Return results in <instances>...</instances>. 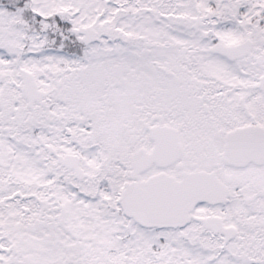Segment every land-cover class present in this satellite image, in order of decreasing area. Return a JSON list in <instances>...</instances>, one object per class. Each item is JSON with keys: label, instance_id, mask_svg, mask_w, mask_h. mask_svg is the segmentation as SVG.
Listing matches in <instances>:
<instances>
[{"label": "snow or ice", "instance_id": "6c2138e0", "mask_svg": "<svg viewBox=\"0 0 264 264\" xmlns=\"http://www.w3.org/2000/svg\"><path fill=\"white\" fill-rule=\"evenodd\" d=\"M0 264H264V0H0Z\"/></svg>", "mask_w": 264, "mask_h": 264}]
</instances>
